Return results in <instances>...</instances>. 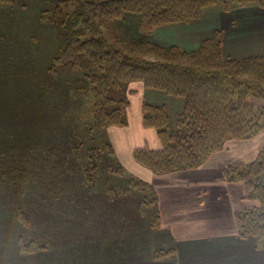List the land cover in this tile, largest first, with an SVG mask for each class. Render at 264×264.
<instances>
[{"label":"trees","instance_id":"trees-1","mask_svg":"<svg viewBox=\"0 0 264 264\" xmlns=\"http://www.w3.org/2000/svg\"><path fill=\"white\" fill-rule=\"evenodd\" d=\"M16 1L0 0V3L12 5ZM72 1L74 0H57V5L58 7L59 4L67 5ZM84 2L87 3V10L65 13L57 8L52 13L53 18H49L50 22L60 25L64 37L50 63L43 68L44 79L40 77L37 81L39 84L46 82L43 76L46 71L51 75L55 72L57 75L59 65L82 71L83 74L78 80L81 81V87H87L95 96L94 118L103 131L110 126H125L128 123L126 116L129 99L126 97L116 99L110 92L126 87L130 82L142 81L146 89L163 91L171 97L183 99V107L175 116L169 113L166 104L144 102V126L157 130L161 147L136 148L133 156L137 162L155 174L194 169L204 163L211 154L222 150L229 140L253 138L264 132V52L240 59H225L222 55L223 31L220 28L216 29L211 37L206 38L197 49L184 50L176 45L154 43L150 39L126 40L109 37L102 26V18L120 19L125 13L132 12L138 15L139 29L149 36L155 26L191 23L204 16L206 10L212 6L221 4L226 10L251 4L264 7V0H84ZM60 12L63 16L59 19ZM48 15L46 12L43 16ZM12 65L14 62L8 64L9 70L13 68ZM7 67L0 70L2 74L8 71ZM69 84L70 82L67 86ZM61 87L63 86L58 85L56 88L64 91ZM251 96L259 98L261 103L250 101ZM53 117H57L56 114L50 118L46 117L41 123L29 122L28 120H31L29 116L21 124L4 123V85L0 83V185L15 182L13 176L15 166L4 165V142L10 146L12 139L17 138L21 142L24 141L21 138L28 135L29 145L32 139L30 137L34 139L35 133H39L38 125H44L42 137L46 140L56 137L57 127H63L61 134H64L65 141H69L66 142L70 143L71 155L72 157L74 155L77 162L74 166L67 161L69 166L66 168L74 176L77 172L81 174L80 182L84 183L87 191L105 190L107 199L113 202L117 200L113 194L115 184H120V188L129 185L125 186L127 189L148 188L150 194L141 202L157 204L158 196L154 187L127 172L110 140L95 135L92 129L88 130L87 133L90 134L88 136L85 130L77 128L76 124L72 126L68 121L58 119L56 121L52 119ZM91 141L92 146H87ZM40 147L43 149L46 145L43 146L38 141L35 148ZM104 152L109 157L107 164L109 175L105 180L110 179L108 181H112V184L99 182L102 174H98L97 170L102 168ZM69 172L60 171L62 174ZM70 178L67 181L69 184ZM221 180L244 182L247 196L259 201V205L238 213L236 224L240 236L256 237L260 244L264 245V147L254 159L227 166ZM66 188L55 189L57 194L54 199L61 196L59 201L67 202ZM18 215L20 221L28 225V217L21 211ZM156 217L154 223L160 217L159 210ZM33 244L31 241L29 248ZM25 247L27 248L26 245H22V249ZM172 251V248L159 250L155 256L161 257Z\"/></svg>","mask_w":264,"mask_h":264},{"label":"crops","instance_id":"crops-1","mask_svg":"<svg viewBox=\"0 0 264 264\" xmlns=\"http://www.w3.org/2000/svg\"><path fill=\"white\" fill-rule=\"evenodd\" d=\"M218 28L223 31V57L240 59L264 52V7L254 4L230 11L212 6L191 23L158 26L152 36L162 45L194 50ZM127 90L128 124L109 127L112 144L126 165L154 187L158 221L133 217L134 222L126 225L123 216L113 215L104 218V227L90 237L49 232L41 246L22 249L20 244L10 248L4 243L8 248L1 264H264V245L256 237L240 236L236 224V215L259 201L247 196L244 182L221 180L227 166L257 156L264 147V132L229 140L197 168L155 174L133 156L138 147H161L157 130L143 123L145 94L151 90L142 81L130 82ZM135 135L141 140H133ZM171 248V253L155 256L156 251Z\"/></svg>","mask_w":264,"mask_h":264},{"label":"rangeland","instance_id":"rangeland-1","mask_svg":"<svg viewBox=\"0 0 264 264\" xmlns=\"http://www.w3.org/2000/svg\"><path fill=\"white\" fill-rule=\"evenodd\" d=\"M57 3V0H17L12 5L0 3V70L14 62L12 69L7 67L8 71L4 74L0 71V83L4 85V123L21 124L28 116L31 118L29 122L41 123L46 117L50 118L56 114L57 117L52 119L68 121L72 126L76 124V127L85 130L88 136V130L92 129L95 135L112 142L109 127L103 131L95 122L96 99L87 87H81V81L78 79L81 78L82 71L59 65L57 75L55 72L51 75L46 71L43 73L46 82L39 84L37 81L40 77L44 79L43 68L50 63L64 37L60 25L49 20L53 18L52 13L57 8L65 13L88 8L84 0H74L67 5L59 4V7ZM232 9L234 8L227 11ZM46 12L49 14L47 17L43 16ZM61 12L59 19L63 16ZM138 21L137 14L128 12L120 19L102 18V26L109 37L126 40L150 39L154 42L156 38L152 35L158 26L147 36L139 29ZM11 59L14 60L9 61ZM68 82L70 84L67 86ZM58 85H62L64 91L60 90V87L56 88ZM127 86L111 90L110 95L116 99H129ZM154 97H157V100ZM145 99L157 104H166L172 116L181 111L184 103L183 99L171 97L159 90H151L145 94ZM170 100L174 103H170ZM250 101L261 103V100L254 96L250 97ZM126 117L128 122V116ZM38 128L39 133H35L34 139L30 137L32 139L29 145L28 135L21 138L24 140L21 142L17 138L12 139L10 146L4 142V165L15 166V182L0 185V264L4 259V249L8 248L4 243L10 248L18 244L29 248L31 241H34L36 246H41L47 242L46 236L49 232H70L72 235L84 233L90 237L104 227V218L113 215H122L126 225L134 222L133 217H142L145 220L151 218L155 222L159 209L157 205L153 202H141L146 200L150 189L125 188L129 185H123L122 189L120 184H115L113 194L117 200L113 202L107 199L105 190L87 191L84 183L80 182L81 174L77 172L74 176L66 168L69 164L75 166L77 162L74 155H71L70 143H67L69 141L66 142L64 134H61L63 127H57L56 137H50L48 140L42 137L44 125H38ZM132 138L141 140L140 135ZM38 141L46 147L35 148ZM87 146H92V141ZM116 155L129 174L146 181L145 177L129 168L117 152ZM102 160V168L97 170L98 174H102L99 182L112 184V181H108L110 179L105 180L109 175V157L105 152ZM62 170L69 173L62 174ZM69 175L74 177L70 178ZM69 178L70 184L67 182ZM64 187H67L65 196H68V201L60 202L61 196L54 199L57 194L55 189L62 190ZM20 211L28 217V225L20 221Z\"/></svg>","mask_w":264,"mask_h":264}]
</instances>
